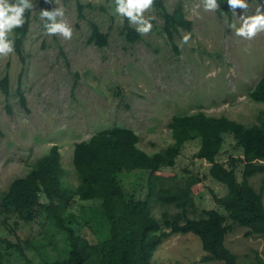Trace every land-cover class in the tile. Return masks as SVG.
I'll return each mask as SVG.
<instances>
[{
  "label": "rangeland",
  "instance_id": "obj_1",
  "mask_svg": "<svg viewBox=\"0 0 264 264\" xmlns=\"http://www.w3.org/2000/svg\"><path fill=\"white\" fill-rule=\"evenodd\" d=\"M54 1L55 8L64 9V19L73 28L72 38L46 34L39 0H32L33 18L23 45L25 62L15 51L0 56V78L8 73L11 85L9 98L0 90V194L52 145L60 148L64 180L76 185L74 144L115 124L132 128L140 136V147L154 152L173 141L168 122L175 114L202 110L244 123L257 121L260 111L264 114V104L249 96L264 75V31L246 40L230 27L233 23L239 27L240 16L254 15L264 0H245L246 10L233 12L230 8V21L226 14L218 17L216 10L205 11L202 0H165L169 11L182 3L186 18L192 21L191 30L180 29L174 34L177 50L162 33L163 20L151 8L144 13L153 25L151 31L142 35V40L129 43L121 33L123 17L115 13L112 0ZM79 3L83 5L81 17ZM197 4L199 8H195ZM90 20L109 33L106 46L87 43ZM186 33H191V39L181 45ZM21 70L27 109L15 93ZM235 146L233 138L225 134L219 158L225 161L230 154L240 155L241 149ZM198 148V141L185 143L176 165L162 171L179 177L190 172L202 178L193 186L198 205L194 215L217 206L212 190L218 195L227 192L226 186L208 175L210 164L194 157ZM261 177L257 174L250 180L264 194ZM125 182H131L130 178ZM153 212L161 216L159 206ZM3 221L0 216V245L3 239L15 242L18 237L36 244V239L45 236L39 221L27 223L15 216ZM245 231L235 226L227 234L226 245L239 255L242 264H253L254 252L264 259V237H246ZM89 238L95 240L91 234ZM50 249L59 258L66 256L62 238ZM26 253L31 258L35 255L30 248ZM205 254L199 236L176 233L163 240L153 259L157 264H223L202 261ZM20 260L12 256L7 264H21Z\"/></svg>",
  "mask_w": 264,
  "mask_h": 264
},
{
  "label": "trees",
  "instance_id": "obj_2",
  "mask_svg": "<svg viewBox=\"0 0 264 264\" xmlns=\"http://www.w3.org/2000/svg\"><path fill=\"white\" fill-rule=\"evenodd\" d=\"M217 3V16L226 14L232 20L228 0ZM38 5L40 11L55 9L54 0H39ZM151 9L163 20L162 33L177 50L174 34L180 29H192L182 3L169 11L165 0H154ZM78 15H84L81 3ZM32 18L33 8L24 13V25L14 28L13 36L9 37L14 40L15 52L22 62H25L23 45ZM44 23L42 20L43 28ZM89 27L87 43L106 46L109 33L95 20L89 21ZM135 28L123 17L121 33L129 43L142 40ZM23 72L19 74L15 93L20 105L27 109L21 86ZM0 90L6 98L11 95L8 73L0 78ZM249 96L264 104V75ZM6 106L11 112L10 104ZM256 118L257 121L244 123L202 110L175 114L168 122L173 141L154 152L140 147V136L132 128L112 125L74 144L76 185L64 180L66 169L60 148L52 145L25 175L14 178L0 194L3 222L12 216L27 223L39 221L45 236L36 239V244L28 238L18 237L15 242L3 239L0 264H7L12 256H18L21 264H157L153 259L155 251L166 237L176 233L200 237L206 252L202 261L242 264L239 255L226 245L227 234L240 226L246 229V237H264V194L250 180L262 174L264 185V114L260 111ZM225 134L233 138L235 147L242 153L230 154L223 161L219 157ZM191 141L199 142L194 157L208 162V175L227 188L222 195L212 190L217 206L203 208L199 215H194L198 205L193 186L202 178L190 172L181 177L162 173L176 165L185 143ZM127 178L131 180L128 184ZM142 191H146L145 197H141ZM155 206L161 208L160 217L153 212ZM61 238L67 251L64 258L55 256L50 249ZM27 248L35 252L34 257L27 255ZM254 253L253 264H264L263 257Z\"/></svg>",
  "mask_w": 264,
  "mask_h": 264
},
{
  "label": "clouds",
  "instance_id": "obj_3",
  "mask_svg": "<svg viewBox=\"0 0 264 264\" xmlns=\"http://www.w3.org/2000/svg\"><path fill=\"white\" fill-rule=\"evenodd\" d=\"M115 13L121 17H126L130 24L135 25L136 32L140 35L148 34L153 25L149 18H146L145 11L152 8L154 0H114ZM205 11H215L219 8L217 0H202ZM228 4L233 12L237 8L246 10L248 4L245 0H228ZM199 4L195 8H199ZM33 8L31 0H0V56L7 57L15 51L14 40L9 39L14 28L22 27L25 23L24 13ZM264 5L256 8L254 15L240 16L241 24L239 27L235 23L230 27L235 34L246 40H252L259 32L264 31ZM195 10V9H194ZM41 20H44V29L48 35H58L66 40L73 36V28L64 19V9L55 8L52 11L42 10ZM155 17H152L154 19ZM181 45L187 44L191 39V33L182 34Z\"/></svg>",
  "mask_w": 264,
  "mask_h": 264
}]
</instances>
